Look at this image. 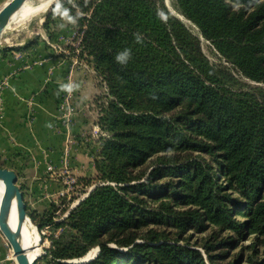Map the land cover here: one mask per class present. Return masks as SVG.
<instances>
[{
  "label": "trees",
  "instance_id": "16d2710c",
  "mask_svg": "<svg viewBox=\"0 0 264 264\" xmlns=\"http://www.w3.org/2000/svg\"><path fill=\"white\" fill-rule=\"evenodd\" d=\"M175 3L228 62L264 83V0ZM65 10L86 25L82 53L109 88L98 103L108 136L95 159L99 183L66 217L55 221V208L44 222L54 231L45 258L69 264L99 247L83 264H208L182 238L213 228L214 239L203 244L210 264L228 254L214 250L252 235L248 263L264 264L255 258L264 246V90L229 88L231 75L210 63L165 0H60L44 28ZM37 39L13 49H29ZM125 48L131 59L121 65L115 56ZM194 152L212 157L217 168Z\"/></svg>",
  "mask_w": 264,
  "mask_h": 264
},
{
  "label": "crops",
  "instance_id": "0c3cea01",
  "mask_svg": "<svg viewBox=\"0 0 264 264\" xmlns=\"http://www.w3.org/2000/svg\"><path fill=\"white\" fill-rule=\"evenodd\" d=\"M59 20L49 29L43 21L36 33L38 43L29 49L0 48V168L18 174L32 210L58 203L67 187L66 172L78 180L95 176L103 139L94 130L99 125V97L104 95L102 77L91 62V68H76L78 59L88 55L74 58L62 49L71 24ZM61 23L66 26L60 28ZM69 84L75 86L70 91L71 112L60 109L69 93L61 85ZM80 200L73 198L67 211Z\"/></svg>",
  "mask_w": 264,
  "mask_h": 264
},
{
  "label": "rangeland",
  "instance_id": "374dc122",
  "mask_svg": "<svg viewBox=\"0 0 264 264\" xmlns=\"http://www.w3.org/2000/svg\"><path fill=\"white\" fill-rule=\"evenodd\" d=\"M8 1L10 0H1L0 10ZM59 1L60 0H56L53 4H51L42 15L32 18L28 21H25L23 24H13L10 30L2 34V37L0 39V48L7 49L8 47L12 48L15 46H21V45H25L24 43L26 41H27L26 43H28L30 40L36 39V33L39 31L40 26L42 25L41 23L45 21V16L51 10V7L54 6L55 4H58ZM165 3H166L167 8L172 13H174L176 16H178L185 23V25L189 28V30L200 39L201 49L203 53L205 54V56L209 59L210 63L214 65L217 69L227 71V73L231 75L233 81L229 84L228 86L229 88L233 89L234 91H238V92H246V91L247 92H257L259 89L264 90V83L253 81L247 78L246 76H244L232 63L228 62L218 52V50L215 48V46L210 40H207L205 37H203L198 26L195 25L191 20L186 18L179 11L178 7L176 6L175 0H165ZM67 25H70V24L67 23ZM74 25L76 27V23ZM72 30L76 32L77 28H72ZM68 43L65 44L62 47V49L64 50L66 49L69 52V54H73L74 58H76L75 57L76 55L79 56L80 50L77 49L78 51H75V49L77 48L78 42H77V39L74 33L71 36H69ZM0 52H2L1 49H0ZM92 65H90V58H88V56L87 57L81 56L80 59H78V62L76 63L75 66L76 68L81 67V68L87 69V68H91ZM100 77L102 76L100 75ZM100 81L104 83L103 78H101ZM106 93H107L106 89L103 85L104 95L103 97L102 96L99 97L100 101L104 100L105 97H108ZM194 156H199L200 158L206 159V161L210 162L214 168L215 167L217 168V164L212 161V157H210L206 153L204 154L201 152H194ZM154 159L151 160L146 166L148 171L149 169H151V165L153 164ZM97 175L98 174L96 172L95 176L93 177L91 176V178L88 181L86 179L89 177L82 178L83 181L80 178L81 181L78 180L79 187H77L78 185L77 184L68 191L69 194L65 192L64 196H61L60 199L58 200V203L51 204L50 207L44 210L42 209L40 210L31 209L30 211L28 210L29 212H32V213L33 211L36 212L37 221L36 220L33 221V219L31 217L30 218L32 219V223L36 226L37 232L40 236V247H41L42 253L38 259L37 264H55V263L49 262L48 259L45 258L47 249L51 247V236L54 233L51 225L47 224L48 222L44 223L45 221H47L48 215L50 213H54V210L56 208V210L57 209L58 210L55 211L56 213L55 221L61 220L62 218L66 217L69 211H67L66 213H63L64 211L62 212V209L68 208L70 206L69 203L72 202L73 198H80L81 200H83L86 196H88L89 192L99 183L97 179ZM79 202H77L74 207H76L79 204ZM28 215L30 216V213ZM240 218L243 219V216H241ZM43 223L44 225H42ZM40 225H42V227ZM215 232H217V230L216 229L213 230V228H211L209 231L205 233L191 230L189 233L183 236L182 242L196 245L194 247L199 248L202 251V253L204 254L206 258L207 263L210 264L207 254L205 252V248L203 247V244L206 241H209L210 243L214 239L212 238V235ZM229 234H230L229 232H225L222 234L221 237H226ZM254 240H255V235H252L250 236L248 240L239 242L237 247H224V248H218L214 250L213 252L214 254H220V253H224L228 251V254L224 258H220L216 256L217 257L216 261L219 264H250L248 263V260H249L248 257L252 253L253 249L247 248V246L250 245L252 242H254ZM0 249H2L0 253V264H17L13 250L1 231H0ZM95 250H97V247L91 250L90 253L86 255V257L89 256L90 254L92 255L95 252ZM259 250H260L259 253H257L258 256H256L255 258L260 260L261 258H264V246H261Z\"/></svg>",
  "mask_w": 264,
  "mask_h": 264
},
{
  "label": "water",
  "instance_id": "95a60500",
  "mask_svg": "<svg viewBox=\"0 0 264 264\" xmlns=\"http://www.w3.org/2000/svg\"><path fill=\"white\" fill-rule=\"evenodd\" d=\"M26 1L10 0L2 7L0 10V39L14 14L20 10ZM0 181L4 183V193L0 205V231L13 249L17 264H37L40 255L32 259L23 245L22 230L24 224L28 219L31 221L32 219L28 215L24 192L18 185V174L12 169L0 168ZM14 206L17 215L15 227L11 224ZM99 252L100 248L97 247V250L88 257L86 255L90 252L82 258L66 260L65 262L69 264L87 263L96 258Z\"/></svg>",
  "mask_w": 264,
  "mask_h": 264
},
{
  "label": "bare ground",
  "instance_id": "6f19581e",
  "mask_svg": "<svg viewBox=\"0 0 264 264\" xmlns=\"http://www.w3.org/2000/svg\"><path fill=\"white\" fill-rule=\"evenodd\" d=\"M55 1L56 0H27L24 3V5L20 8V10H18L14 14L10 23L8 24V26L6 27L3 33L10 30L13 24H23L25 21H28L32 18L42 15L48 9V7L51 4H53ZM3 193H4V183L0 181V205H1ZM11 224L13 227H15L17 224V215H16L15 206L11 218ZM22 234H23V245L27 249L29 256L33 259L41 255L42 250L40 247V236L37 232L36 226L32 223L30 219H28L24 224Z\"/></svg>",
  "mask_w": 264,
  "mask_h": 264
},
{
  "label": "built area",
  "instance_id": "2783aa9c",
  "mask_svg": "<svg viewBox=\"0 0 264 264\" xmlns=\"http://www.w3.org/2000/svg\"><path fill=\"white\" fill-rule=\"evenodd\" d=\"M76 23V22H75ZM74 23V24H75ZM74 24H72L71 26H70V28H69V30H68V33H67V38H68V40H69V36H71L73 33L75 34V37H76V39H77V48H76V50L77 49H79L80 51H79V54L82 52V50H81V47H80V44H81V41H82V37H83V34H84V30H85V28H86V25H84L83 26V28H81V26L79 27L78 25H77V23H76V27H75V25ZM72 28H77V30H76V32H74V30H72ZM78 51V50H77ZM103 85H104V87H105V89H106V94H107V96H109L110 95V93H109V88L107 87V84H106V82L104 81V83H103ZM60 109L61 110H64V111H69V112H71L72 111V104H71V93H70V91H69V93L67 94V95H65L64 97H63V100L61 101V103H60ZM95 133L96 134H98V135H101V136H103V137H106V136H108V133L106 132V131H104V130H102V128H101V126L100 125H97V126H95ZM66 174V176H67V178H66V181H65V184L67 185V187L64 189V191H63V195L65 194V192H67L68 193V191L73 187V186H75V185H77L78 184V178L77 177H75L74 175H72V174H70L69 172H66L65 173ZM69 194V193H68Z\"/></svg>",
  "mask_w": 264,
  "mask_h": 264
},
{
  "label": "clouds",
  "instance_id": "9594fccd",
  "mask_svg": "<svg viewBox=\"0 0 264 264\" xmlns=\"http://www.w3.org/2000/svg\"><path fill=\"white\" fill-rule=\"evenodd\" d=\"M61 19L66 21L68 24H74L76 22V17L71 16L66 10L60 13ZM158 18L162 22H166L167 16L163 12H158L157 13ZM66 26L65 23H61L59 25L60 28H64ZM134 39L137 44L143 43V36L139 32L134 33ZM131 59V49L130 48H125L124 50L118 52L115 56V60L117 63L121 65H126L128 61ZM75 86L74 85H61V90L62 91H71Z\"/></svg>",
  "mask_w": 264,
  "mask_h": 264
}]
</instances>
